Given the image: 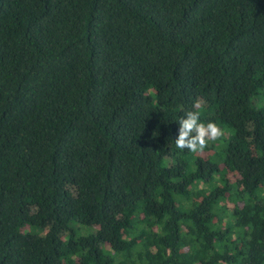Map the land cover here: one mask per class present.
Listing matches in <instances>:
<instances>
[{"label":"trees","instance_id":"trees-1","mask_svg":"<svg viewBox=\"0 0 264 264\" xmlns=\"http://www.w3.org/2000/svg\"><path fill=\"white\" fill-rule=\"evenodd\" d=\"M263 97L264 0H0V264H264Z\"/></svg>","mask_w":264,"mask_h":264},{"label":"clouds","instance_id":"clouds-1","mask_svg":"<svg viewBox=\"0 0 264 264\" xmlns=\"http://www.w3.org/2000/svg\"><path fill=\"white\" fill-rule=\"evenodd\" d=\"M193 108L194 110L187 111L178 122L179 129L175 145L181 151L188 150L193 154H200L208 147L209 142L220 140L224 132L216 123L205 124L200 121L203 101L197 100Z\"/></svg>","mask_w":264,"mask_h":264},{"label":"rangeland","instance_id":"rangeland-1","mask_svg":"<svg viewBox=\"0 0 264 264\" xmlns=\"http://www.w3.org/2000/svg\"><path fill=\"white\" fill-rule=\"evenodd\" d=\"M262 107H264V97L260 100V103H259ZM211 152H207V151H204L203 153H200L198 155H201L202 157H205V158H209L211 156ZM226 175L227 177L232 180V181H236V177L234 175H232L231 173L227 172L226 171ZM203 189V185L202 184H198V190L201 191ZM199 191L197 192V196H196V199L198 198V195L200 194Z\"/></svg>","mask_w":264,"mask_h":264}]
</instances>
